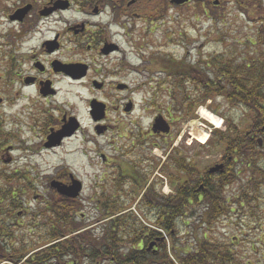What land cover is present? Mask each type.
Instances as JSON below:
<instances>
[{
    "label": "flooded vegetation",
    "instance_id": "1",
    "mask_svg": "<svg viewBox=\"0 0 264 264\" xmlns=\"http://www.w3.org/2000/svg\"><path fill=\"white\" fill-rule=\"evenodd\" d=\"M193 1L180 6L190 5ZM222 1L239 5L246 11L249 7L257 8L256 4L261 0H208L202 3V10L192 11L193 17L199 22L203 18L207 24L214 23L216 13L208 8V4L217 9ZM169 5H173L171 0H0V111H5V118L1 120L4 132L0 139L4 143L22 140L18 138V129L41 136L40 153L52 152L74 139L86 145L92 143L93 149L84 148L82 153H86L87 162L99 154L98 164L103 171L100 182L93 185V193L99 196L110 190L126 196L127 199L119 200L118 205L128 207L135 203L136 207L146 209L145 219L152 225L168 222L166 208L184 191L194 195L189 198L192 209L205 210L214 206L206 200L205 194L212 195L214 201L220 199L222 206L230 210L234 205L238 207L240 199L244 203V197H239L241 192L250 191L248 185L239 181L229 183L228 178L234 170L237 169L240 178L245 171L231 162V158L227 163L224 151L210 169L201 171L197 162L182 154V137L177 144L170 139L174 122L166 114L175 110L166 99L174 95L180 97L181 89L185 91V75L169 74L170 56L142 58L155 66L156 73L154 68L151 73L150 69L144 68L142 73L139 72L140 82L130 85L122 80L137 72L135 63H130L126 57L122 37H131L139 26H145V30L155 28L167 16ZM211 74L215 75L214 71ZM213 87H216L215 80ZM83 92L85 99L81 97ZM134 94H141L147 100L143 101V111L151 118L145 130L141 119L133 117L138 110L133 101ZM72 96L78 101H87V125L79 115L78 106L74 109ZM158 99H162L160 104ZM98 105L100 110L103 109L100 115L93 110V106ZM150 108L157 111L150 112ZM161 117L169 124L170 133L154 131V125ZM109 138L110 143L101 145L102 139ZM171 145L172 151L178 153L180 150L179 157L176 153L166 154ZM187 145L191 143L187 142ZM222 145L221 142L218 148ZM107 148L109 155L104 153ZM14 174L27 180L24 173ZM221 175L227 178L223 179ZM73 176L71 173L65 176L64 169L59 170L51 183L56 181L70 187ZM80 177L82 175L77 174L74 178L79 180ZM82 182L78 198L62 197L71 204L77 202L86 189ZM31 187L28 182L24 192ZM97 200L100 209L105 199L100 195ZM159 208L165 210L161 216L156 214ZM197 218L179 220L184 225L200 223L201 219L209 222V217ZM228 220L229 213L221 217L220 223L228 225ZM99 223L98 219L91 226ZM88 228L75 230L70 237ZM70 237H63L61 241ZM161 240L158 237L153 242L156 249Z\"/></svg>",
    "mask_w": 264,
    "mask_h": 264
},
{
    "label": "rangeland",
    "instance_id": "2",
    "mask_svg": "<svg viewBox=\"0 0 264 264\" xmlns=\"http://www.w3.org/2000/svg\"><path fill=\"white\" fill-rule=\"evenodd\" d=\"M205 1L208 0H194L193 3L184 7L169 5L167 16L163 18V21L158 22L155 28L152 30H145V26H139L140 28L137 29V32L131 34V37H122L121 42L128 61L130 63H135L137 67V72L135 74H131L129 77L123 78L122 80L130 85H134L142 80L141 71L144 68L148 71L150 69L149 73L153 71L152 69L155 66L152 67L149 63L147 64L142 58L147 60L148 58L158 59V57L167 58L170 56L176 60L183 58V60L196 64L198 61L206 62V60H209L210 56H234L237 60L247 59L250 56H256L260 54L261 51H264V42H260L259 36L260 28L264 27V0L256 4L257 8L249 7L246 11H243L239 5L233 6V4H226L227 1H222L217 9H214L210 3L208 4V8L216 13V21L212 24H207V21L203 18H201V22L196 21L197 18H194L192 14V11L202 10V3H206ZM130 42H132L131 45H129ZM200 53H202V55H200ZM157 55L160 56L157 57ZM154 73H156L155 68ZM185 89V91L181 89L180 97L177 96L175 98V101L178 103V109L175 110L171 98L166 99L170 102L171 109L175 110H170V112L166 114L174 122L173 134L170 139H174V143L177 144L182 137L183 143L180 142L182 144V154L185 155V157L191 158L192 161L197 162L198 168L201 171H205L210 169L214 163L217 162L224 151L225 146L222 145L221 149L218 148L219 146H216V135L228 130L230 123H228L226 117H234L239 131H246L249 127L251 117L244 111L243 113L240 109L237 111L230 110L223 99L208 101L204 105L193 108L190 105L197 100L194 97L195 94H193L190 102H186L185 100V94L190 93V90H192L191 84L186 83ZM78 90L80 91L82 89ZM75 93L76 92L72 95H75ZM81 94V97L85 99V92ZM123 95L126 96V94ZM70 99L74 103V109L75 106H78L79 115L87 125L89 123L87 101H80V99L78 101L73 96ZM133 101L138 105L137 113L133 117L141 119L139 121H141L140 123L145 130L149 127L151 118L149 113H144L143 111V101L147 100L142 98L141 94H134ZM158 102L160 104L162 99H158ZM139 105H141L140 108ZM150 110V112L154 113L157 111V109L153 108H150ZM203 110L221 119V128H215V126L202 118L200 114ZM3 118H5V111L1 110L0 122L1 120L3 121ZM196 124L200 131L209 133V138L204 145L200 143L199 138L196 136L194 138L192 136L191 128L196 126ZM2 125L1 122L0 137H2V133L4 132ZM199 125L202 127H199ZM209 129L212 131L209 132ZM17 131L19 133L18 138L22 140H11L12 143H4L0 139V192H4L7 198L11 197L13 192H15L18 195V199H22V208L18 209L16 212L19 215L17 219L14 217L12 218L6 213L5 216L0 217V219L5 222V224H11L13 222L15 225L20 224L22 227L13 228L8 243H5V240H3V243L10 245L11 249L21 250L25 248L27 251L25 253L19 252L17 256H26L30 253L27 257L43 248L55 244V241H51L52 243L47 245L49 241L45 240L46 235L52 231L46 225H50L49 220L52 221L53 218H46V214L42 211L46 205H48L50 209H56L54 201L58 199H55L54 196H63L50 187L53 176L57 171L63 169L65 171V176L66 173L74 175L72 184L73 180H76L74 177H76L77 174L82 175V177L78 179L84 182L82 183L85 185L86 189L78 199V203L74 202L72 206L75 205L78 208H83L82 214L76 217L77 221L84 219L85 223L89 224L88 231L91 232V235L100 237V234H102V229L100 228L102 223H99L98 226L91 225L95 224L94 222L100 219L101 213L105 209V204H112L113 199L117 203L116 208H121L122 205L119 206L118 204H120V202L118 201H124L127 197L114 194V192L110 190L104 194L100 193L99 196L93 193V185L97 181L100 182L103 171L98 164L99 154L91 157L93 160L89 159V162H87L86 153H82L84 148L85 150L93 149L92 143L86 145L87 143L84 144L83 141L74 139L52 152L47 153L41 151L40 153L41 136H33L29 132H23L20 129ZM37 133L39 132L37 131ZM110 142L111 138L102 139L101 145ZM154 142L156 141L154 140ZM187 142L191 143V145H187ZM171 148L172 145L169 146L166 154L169 152L172 154L176 153L175 150L172 151ZM70 150L73 151L68 155L67 153ZM93 153L94 152L91 151L90 154L93 155ZM104 153L109 155V148H107ZM157 153L160 154L161 152L158 151ZM179 153L180 150L176 153L177 157H179ZM260 165L264 170V160L261 161ZM15 172L24 173L25 179L27 180L25 181L22 179L23 177H18V175L14 174ZM250 178L251 176L245 172L242 176V179L245 181L243 185H246ZM260 178L261 177H258V179ZM27 181L30 182L32 187L23 195L21 192L24 191V186L26 187V185H28ZM259 182H261L259 184V192L257 195H254L255 197L258 196L254 216H248L249 214L246 213V211L236 210L234 207V213L231 217L229 216V221H232L231 223L233 224L227 227L224 222L217 229V233L222 234V237H217L218 240L215 243L221 244L222 242L226 244L227 242L229 249H234L233 255L238 257L242 264H264V175ZM100 195L101 198L103 197L105 199V204L98 209L97 203H99V201L97 197L99 198ZM250 196L252 195L250 194ZM115 197H117V199ZM121 197L123 199H121ZM62 199L63 198H61V200ZM6 205L8 204L5 203V206ZM67 205L69 206V203ZM128 207H123V210L118 216L123 217L128 214H133L142 223L145 222L147 225H152L145 219L144 212L147 211L146 209H140L139 206L136 207L135 203H131ZM7 208L8 207H5V210L9 212ZM53 214L56 215L54 211ZM1 226L2 223L0 222V229ZM194 226L195 225H193L192 229H189L190 233L193 232ZM151 229L154 230L156 228ZM183 231L184 227H179L178 234H183ZM159 232L165 235L163 231L159 230ZM71 233H73V230L71 232L69 230L67 236L70 237ZM77 236L78 235H74L68 239L71 240ZM232 241H234V245H231ZM171 244L174 248L173 243ZM186 245H183V248H185ZM189 246L194 247L195 245ZM178 248L182 249L180 239ZM173 253L174 252L171 251V257L179 264ZM13 255L15 256V254ZM14 259L16 260L17 257L15 256ZM22 262L23 261H21V263ZM5 264L17 263L8 261ZM77 264L92 263L89 260H87V262L78 260Z\"/></svg>",
    "mask_w": 264,
    "mask_h": 264
},
{
    "label": "trees",
    "instance_id": "3",
    "mask_svg": "<svg viewBox=\"0 0 264 264\" xmlns=\"http://www.w3.org/2000/svg\"><path fill=\"white\" fill-rule=\"evenodd\" d=\"M259 31L260 42L263 43L264 27H261ZM168 67L170 75H185L184 84H191L192 90L185 94L186 102H190L195 94L194 97L197 100L190 105L191 107L196 108L208 101L223 99L230 110L240 109L250 115V124L246 131H239L234 117H226L230 123L229 128L226 132L216 135V146H219L221 142L224 143V157L227 163H230L228 159L231 158V162L237 163L240 169L251 176L246 184L250 191L241 192L239 196L240 198L244 197V203L242 204L240 199L238 207L235 205L234 207L236 210L246 211L248 216L253 217L258 202V196L254 195L258 194L261 183L259 180H262L264 175L263 167L260 165L264 160V51L256 56L237 60L234 56H210L206 62L198 61L196 64L187 60L178 61L171 57ZM213 71L215 75L211 74ZM213 80L216 81V87H213ZM174 96L171 99L176 110L179 107L175 101L177 95ZM259 140H262L261 145ZM236 170L232 177L228 178L229 183L239 181L244 184L245 181L240 178ZM220 177L227 178L225 175ZM258 177L261 178L258 179ZM21 194L24 195L25 192L23 191ZM205 196L209 203L214 204L213 209H192L189 198L194 195L190 191L179 194L166 208L167 214H169L168 222L165 224L160 221L155 222L154 225H151L156 228L154 230L149 224L139 221L133 214L119 217L118 214L123 210V207L116 208L117 203L112 199V204H105V209L99 219L102 223L100 237L91 235L88 229L78 234L76 238L61 241L63 237L67 236L69 230L71 232L87 228L89 224H85L83 219L77 221L76 217L82 213L83 208L72 206L67 198L55 195V199H58L54 201L56 209H50L46 205L42 211L46 214V218H53L52 221L49 220L50 225H46L52 230L46 235L45 240L49 241L46 244L50 245L54 241L55 244L43 248L29 257H27L28 255L17 256L19 252L25 253L27 250L25 248L11 249L10 245L3 243V240L8 243L13 228L22 226L15 225L13 222L5 224L0 219L2 223L0 264H5L8 261L17 264H77L78 260L82 262L89 260L92 264H177L170 255L171 251L174 252L173 255L179 264H242L238 257L233 255L234 249H232L233 253L230 252L231 249L227 242L226 244L215 243L218 240L217 237H222V234L217 233V229L221 225V217L227 213L231 217L234 210L223 207L220 199L214 201L212 195L205 194ZM61 198L63 199L61 200ZM21 200L18 199L15 192L9 198L4 195V192H0V217H4L6 213L17 219L19 215L16 212L22 208ZM236 200L238 197L234 201ZM5 203L8 205L5 206ZM5 207H8L9 212H6ZM53 211L56 215L53 214ZM164 211L162 208L156 209V214L161 216ZM188 217H209V222L201 219L200 223L184 225L179 220L180 218L186 220L185 218ZM228 222L227 227L233 224L232 221L228 220ZM193 225H195L194 230L190 233L189 229H192ZM179 227H184L183 234H181L184 236L178 234ZM159 230L163 231L165 235L161 234ZM158 237L162 238L159 248L156 249L155 244L150 249L151 244ZM178 238L182 249L178 248ZM183 245L186 247L183 248ZM231 245H234V241L231 242ZM13 254L17 257L16 260ZM21 261L23 262L21 263Z\"/></svg>",
    "mask_w": 264,
    "mask_h": 264
},
{
    "label": "water",
    "instance_id": "4",
    "mask_svg": "<svg viewBox=\"0 0 264 264\" xmlns=\"http://www.w3.org/2000/svg\"><path fill=\"white\" fill-rule=\"evenodd\" d=\"M188 1L189 0H171V3L175 4V5H184ZM99 108H100L99 105L93 106V110L95 109V111L97 113H99V115H100V114H102L101 112L103 111V109L101 108V110H100ZM170 130H171L170 126L166 120H164L162 117L157 119V122L154 125V131L155 132L170 133ZM259 143L261 145L262 140H259ZM51 186H52V188L56 189L61 195L67 196L69 198H74V199L78 198L82 192V184L78 180H73V184L70 187L63 186L61 183L56 182V181L52 182ZM155 244L156 243H152L150 246V249H152L155 246Z\"/></svg>",
    "mask_w": 264,
    "mask_h": 264
},
{
    "label": "bare ground",
    "instance_id": "5",
    "mask_svg": "<svg viewBox=\"0 0 264 264\" xmlns=\"http://www.w3.org/2000/svg\"><path fill=\"white\" fill-rule=\"evenodd\" d=\"M202 116V118H204L205 120H207L210 124H212L213 126H215V128H221L222 126V121L221 119H219L218 117L214 116L213 114L209 113L206 110H203L200 114ZM195 125V124H193ZM199 127H202L201 125H199ZM192 131V136L195 138V136L197 138L200 139L201 143H206L207 139L209 138V133H206L204 131H200V129H198V126L196 124V126L191 128ZM200 131V132H199Z\"/></svg>",
    "mask_w": 264,
    "mask_h": 264
}]
</instances>
